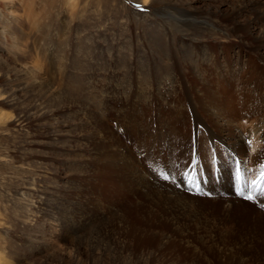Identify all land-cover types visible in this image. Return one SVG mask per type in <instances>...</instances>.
<instances>
[{
  "label": "rangeland",
  "instance_id": "1",
  "mask_svg": "<svg viewBox=\"0 0 264 264\" xmlns=\"http://www.w3.org/2000/svg\"><path fill=\"white\" fill-rule=\"evenodd\" d=\"M259 1L30 0L16 10L18 47L0 43V264H264L253 122L241 123L243 155L195 124L209 123L206 85L225 109L257 97L250 71L264 43L246 28L257 29L248 21ZM109 159L121 178L102 166Z\"/></svg>",
  "mask_w": 264,
  "mask_h": 264
},
{
  "label": "bare ground",
  "instance_id": "2",
  "mask_svg": "<svg viewBox=\"0 0 264 264\" xmlns=\"http://www.w3.org/2000/svg\"><path fill=\"white\" fill-rule=\"evenodd\" d=\"M11 1V4H7ZM30 0H0V43L2 44H9L11 47H18V42H19V35H20V22L19 19L16 15V10H23L27 13L29 12V5ZM258 3H261V5H259ZM255 2L252 3L253 5V13H254V20H251V18L249 19V24L250 25H254L257 26V29L254 30L255 33L251 32L249 30V28H246L247 26H245L246 29H248V32L251 36H255L256 40H261V42L264 43V0H260L259 2ZM249 6V5H248ZM247 6V7H248ZM251 6V4H250ZM258 10V11H255ZM244 12V11H243ZM184 13V12H183ZM245 13H241V17L242 15H244ZM184 15V14H183ZM235 17L238 16L237 13L234 12L233 14ZM245 17V16H244ZM234 18V17H233ZM236 19V18H234ZM233 20V19H232ZM247 25V24H246ZM19 26V27H18ZM187 26V25H186ZM241 26V25H240ZM183 27V26H182ZM251 29V28H250ZM247 31V30H246ZM257 31V33H256ZM257 36H256V35ZM257 42V41H256ZM258 43V42H257ZM204 46V45H203ZM205 52L202 53V55ZM238 53V52H237ZM236 53V54H237ZM259 53V52H258ZM209 54H211L209 52ZM215 54V53H214ZM213 55V54H212ZM216 55V54H215ZM241 55V54H240ZM201 56V55H200ZM214 56V55H213ZM238 56V55H237ZM249 56V55H248ZM236 57V56H235ZM253 57V56H251ZM215 58V57H214ZM195 59V58H193ZM213 59V58H211ZM216 59V58H215ZM256 61H260L259 63L256 64V66H251V78L250 80L253 81V83L256 81L257 84V88H258V94L257 97L253 96L252 94L249 93L248 96L245 97L244 102L241 103V105L238 107L237 110H232V109H225L223 107V104H219V100L221 99V96L218 94V91L216 89L214 90H209L208 87L204 86L201 88V91H198V94H200V92H202V104L207 108V110L211 111V113L209 114V123H207L206 121L203 122H196L195 124L197 126H203V129H206V131L209 132L210 137L212 140H218L221 144L224 145V147L226 148V150L229 151H234L237 153H240L241 155L244 154V147L245 145L248 144V142L250 141H246L243 136L244 131L242 130L243 125L241 124L242 121L244 120V118H248L250 119L252 123V125H250L251 129H248L247 133L249 134H253L254 136V141L255 143H252L251 148L252 150H256V151H260V152H264V144L263 146H261L260 144L262 143H258L259 141L258 138L262 139L261 137H259V135L262 134V136H264V73L262 72L261 68L259 65H262L264 63V54H261L258 58H255ZM253 60V58L251 59ZM229 61V60H228ZM233 61V60H232ZM244 61V60H243ZM196 62L198 63L197 59ZM218 62V61H217ZM237 62V61H236ZM241 62V61H240ZM200 64V63H199ZM202 64V63H201ZM213 64H216L215 62ZM229 64V63H228ZM192 65V64H191ZM205 65V64H204ZM219 65V63H218ZM238 65V64H237ZM244 65V64H243ZM38 67V66H37ZM217 68V67H216ZM220 68V67H218ZM200 69L202 70V68L200 67ZM209 69V68H208ZM214 69V67H213ZM222 69V68H221ZM239 69V68H238ZM245 69V68H244ZM247 69V68H246ZM197 70V69H196ZM249 70V69H248ZM194 71V70H193ZM205 71V69H204ZM220 71V70H219ZM200 72V71H199ZM217 72V71H216ZM247 74V73H246ZM245 74V75H246ZM218 75V74H217ZM33 76V75H32ZM202 76V75H201ZM224 76V75H223ZM250 76H248L249 78ZM254 77L259 78L258 80H255ZM43 78V77H42ZM222 78V77H221ZM247 78V79H248ZM218 79V78H217ZM197 80V79H196ZM171 81V80H170ZM232 81V80H231ZM250 81V82H251ZM4 82V81H3ZM179 82V81H178ZM206 82V80H205ZM217 82V81H216ZM220 82V81H218ZM139 83V82H138ZM252 83V82H251ZM220 84V83H219ZM224 84V83H222ZM205 85V84H204ZM1 87V86H0ZM228 87V86H227ZM220 88V87H219ZM141 89V88H140ZM232 89V87H231ZM236 89V88H235ZM219 90V89H218ZM242 90V89H241ZM221 91V90H220ZM219 91V92H220ZM224 92V91H223ZM230 93V92H229ZM224 95V94H223ZM227 95V94H225ZM224 95V96H225ZM234 96V95H233ZM146 97V96H145ZM229 97V96H227ZM244 98V97H243ZM140 99V98H139ZM144 99V98H143ZM231 100V99H230ZM240 101V100H239ZM257 101H261L260 104L257 103ZM251 102V104L249 105V103ZM225 104V102H224ZM234 104V103H233ZM237 104V103H236ZM234 106V105H233ZM232 106V107H233ZM235 107V106H234ZM224 108V109H223ZM212 109V110H211ZM262 110V111H260ZM262 114V115H261ZM206 115V114H205ZM206 118V117H205ZM138 119V118H136ZM208 119V118H207ZM252 119V120H251ZM9 120V119H8ZM12 120V119H11ZM204 120V118H203ZM248 126V125H247ZM105 127V126H104ZM188 122L185 123V134L188 132ZM99 128V127H98ZM197 128V127H196ZM249 128V127H248ZM100 130V129H99ZM247 130V129H246ZM226 132V133H225ZM101 137L102 141L104 140H109L110 142H114L115 143V138L114 136L110 133L107 132V136L105 135L104 130H100L99 134H97ZM187 135V134H186ZM246 135V134H245ZM98 136V137H99ZM248 137V136H247ZM100 139V141H101ZM188 139V138H187ZM248 140V139H247ZM264 140V139H262ZM108 141V143H109ZM118 141V140H117ZM99 142V141H98ZM121 142V141H120ZM263 142V141H262ZM107 143V142H106ZM123 144V143H122ZM185 144V143H184ZM99 145V144H97ZM187 145V144H186ZM102 146V145H101ZM106 149V153L109 151V149H112L111 146H106V144L103 146ZM100 147V148H103ZM114 148V147H113ZM250 148V149H251ZM116 149V147H115ZM114 149V150H115ZM119 150V148H118ZM100 152L102 151L101 149L99 150ZM104 151V149H103ZM111 151V150H110ZM117 151V150H115ZM114 151V152H115ZM255 151V152H256ZM113 152V151H112ZM119 152V151H118ZM253 152V153H255ZM259 152V153H260ZM261 154V153H260ZM259 154V155H260ZM121 155V153H119V156ZM133 155V154H132ZM258 155V154H257ZM115 156V153H114ZM185 156V155H183ZM240 156V155H239ZM246 156V154H245ZM102 157L105 160V156L104 154L102 155ZM102 157H99L101 159V161H104L102 159ZM120 157H123L122 155ZM257 157V156H256ZM116 158V157H115ZM246 158V157H245ZM107 159V158H106ZM121 160V158H119ZM264 159V157H263ZM262 159V160H263ZM98 160V158H97ZM124 162L125 165H129L128 163L130 162V159L128 157L124 158ZM245 160V159H244ZM118 161V160H117ZM120 162V161H119ZM102 163V162H101ZM134 164V163H133ZM96 165V164H95ZM240 165V164H239ZM102 166L105 167V170L108 171L111 170V174L112 176H115L116 178H121L120 176H118V174H121L122 176V170L118 173L117 169H111L113 167V162L109 159V161L107 162H103ZM127 167V166H126ZM132 167V166H131ZM134 168V167H133ZM136 168V167H135ZM241 168H244L243 164L241 163ZM245 169V168H244ZM243 169V170H244ZM101 171V173L104 174L103 169H99ZM129 170V169H128ZM131 170V169H130ZM241 170V169H240ZM106 172V171H105ZM18 173V172H17ZM98 173V172H97ZM106 173V174H108ZM242 173V172H241ZM99 175V174H98ZM97 175V176H98ZM108 176V175H107ZM140 176V175H139ZM138 176V177H139ZM106 177V176H105ZM128 177V176H127ZM126 177V178H127ZM145 177V176H144ZM5 178V177H4ZM15 178V177H14ZM102 178V177H101ZM130 178V177H129ZM128 178V179H129ZM13 179V178H12ZM74 179V178H73ZM109 179V178H107ZM125 179V178H124ZM138 179V178H137ZM237 179V178H236ZM113 180V179H111ZM115 180V179H114ZM2 181V180H1ZM130 181V180H129ZM13 182V181H11ZM17 183V182H16ZM112 183V182H111ZM139 184V183H138ZM14 185V184H13ZM124 185V184H123ZM132 185V184H131ZM130 185V186H131ZM140 185V184H139ZM22 186V185H21ZM13 187V186H12ZM20 187V186H19ZM247 187H250V185L248 184ZM126 188V187H125ZM128 188V187H127ZM6 189V188H5ZM9 189V188H8ZM157 191V190H156ZM20 195V194H19ZM28 195V194H27ZM3 198V197H2ZM7 198V197H6ZM21 199V198H20ZM22 204V203H21ZM229 209V208H228ZM73 218V217H72ZM103 219V218H102ZM70 221V220H69ZM64 222V221H63ZM80 223V222H79ZM68 225V224H67ZM59 227L61 229V232L64 231L63 230V226L61 224H59ZM72 228V227H71ZM83 228V227H82ZM75 229V228H74ZM69 230V229H68ZM66 230V231H68ZM71 230V229H70ZM76 232V231H75ZM70 234V233H69ZM73 234V232H72ZM65 235V234H64ZM60 236V235H59ZM64 237V236H63ZM37 241V240H36ZM5 243V242H4ZM3 253V252H2ZM3 257V256H2Z\"/></svg>",
  "mask_w": 264,
  "mask_h": 264
},
{
  "label": "snow or ice",
  "instance_id": "3",
  "mask_svg": "<svg viewBox=\"0 0 264 264\" xmlns=\"http://www.w3.org/2000/svg\"><path fill=\"white\" fill-rule=\"evenodd\" d=\"M136 7H140V5H136ZM262 177H264V172H262ZM165 178H167V177H165ZM254 184L256 183V182H253ZM261 184H264V179H262L261 180V182H260ZM258 192H259V195L260 196H262V197H264V188H259L258 189ZM242 196H243V198L245 199V200H255L256 198L255 197H253L251 194H245L244 192H241L240 193Z\"/></svg>",
  "mask_w": 264,
  "mask_h": 264
}]
</instances>
